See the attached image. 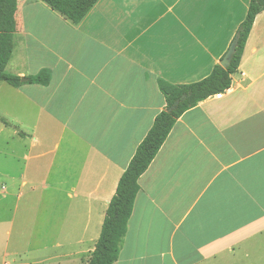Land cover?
<instances>
[{"label":"crops","instance_id":"1","mask_svg":"<svg viewBox=\"0 0 264 264\" xmlns=\"http://www.w3.org/2000/svg\"><path fill=\"white\" fill-rule=\"evenodd\" d=\"M249 2L98 0L72 24L41 1L17 0L21 54L7 73L27 80L0 82V116L16 124L0 122L16 162L0 175L22 201L18 224L46 216L54 247L86 244L91 255L118 181L166 105L158 79L208 76ZM42 69L48 84L29 83ZM221 93L182 113L140 176L114 264H264V10Z\"/></svg>","mask_w":264,"mask_h":264},{"label":"trees","instance_id":"2","mask_svg":"<svg viewBox=\"0 0 264 264\" xmlns=\"http://www.w3.org/2000/svg\"><path fill=\"white\" fill-rule=\"evenodd\" d=\"M72 24L79 23L98 0H38ZM17 0H0V81L17 87L23 82L21 77L5 71L14 49L16 30L15 12ZM264 10V0H250L245 19L240 23L238 44L228 67L216 64L205 78L189 84H172L159 78L158 88L165 98L166 105L154 118L152 126L137 145L128 165L123 171L115 193L110 199L100 235L95 242L88 264H114L127 230L135 197L140 190L138 180L148 169L176 120L189 108L200 101L223 92L230 87L232 74L236 72L244 46L257 14ZM236 32V33H237ZM50 73L47 69L28 76L29 83L47 85ZM183 93L187 97L172 112L168 108ZM0 121H9L0 116Z\"/></svg>","mask_w":264,"mask_h":264},{"label":"rangeland","instance_id":"3","mask_svg":"<svg viewBox=\"0 0 264 264\" xmlns=\"http://www.w3.org/2000/svg\"><path fill=\"white\" fill-rule=\"evenodd\" d=\"M20 54L18 47H14L5 69L6 72L13 73L14 65L18 62ZM0 86H4L0 87V94L2 92L6 93V84L0 83ZM9 126L16 127V124H10ZM3 145L0 140V173L6 170V167L10 170L16 169L15 158L8 155L7 149ZM14 147L12 145L9 150L11 151ZM7 185V180L0 175V264H82L80 261L82 257L83 260L87 258L89 260L90 254L86 253V244L71 248H56L53 246L57 232L49 230L48 226L50 224H40L46 216H40L42 220L34 227L31 225L28 230L27 228L23 229L18 224L19 209H17L22 201L16 200L15 196L7 195L2 190ZM81 250H83V253H75ZM72 252L75 255L69 259L66 258V263H62L60 256ZM76 260L79 262L76 263Z\"/></svg>","mask_w":264,"mask_h":264},{"label":"water","instance_id":"4","mask_svg":"<svg viewBox=\"0 0 264 264\" xmlns=\"http://www.w3.org/2000/svg\"><path fill=\"white\" fill-rule=\"evenodd\" d=\"M238 38H239V32L235 34L234 39L232 40L228 50L224 54L223 58L220 60V65L223 66L224 68L228 67L231 63V59L235 53L237 44H238ZM22 81L27 80L26 77L21 78ZM187 97L186 93H183L179 98L175 99L173 104L168 108L169 112H172L175 110L178 105L180 104L181 101H183Z\"/></svg>","mask_w":264,"mask_h":264},{"label":"built area","instance_id":"5","mask_svg":"<svg viewBox=\"0 0 264 264\" xmlns=\"http://www.w3.org/2000/svg\"><path fill=\"white\" fill-rule=\"evenodd\" d=\"M221 95H222V93H221V92H220V93H216V94H215V96H216V97H220Z\"/></svg>","mask_w":264,"mask_h":264}]
</instances>
